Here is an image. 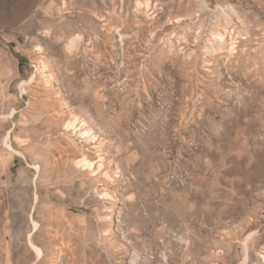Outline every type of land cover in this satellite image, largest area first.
Returning a JSON list of instances; mask_svg holds the SVG:
<instances>
[{"label":"rangeland","instance_id":"374dc122","mask_svg":"<svg viewBox=\"0 0 264 264\" xmlns=\"http://www.w3.org/2000/svg\"><path fill=\"white\" fill-rule=\"evenodd\" d=\"M0 264H264V0H0Z\"/></svg>","mask_w":264,"mask_h":264},{"label":"bare ground","instance_id":"6f19581e","mask_svg":"<svg viewBox=\"0 0 264 264\" xmlns=\"http://www.w3.org/2000/svg\"><path fill=\"white\" fill-rule=\"evenodd\" d=\"M7 138H8V136L5 139H7ZM5 143L7 144V146L9 148H12V146H11V144L9 142L5 141ZM32 245L34 246V249L37 251V253L42 255V252H43L42 249L40 247H38V246H35L33 243H32Z\"/></svg>","mask_w":264,"mask_h":264}]
</instances>
